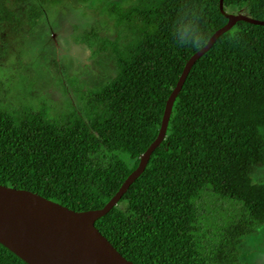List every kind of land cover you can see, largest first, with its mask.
<instances>
[{"label":"trees","instance_id":"1","mask_svg":"<svg viewBox=\"0 0 264 264\" xmlns=\"http://www.w3.org/2000/svg\"><path fill=\"white\" fill-rule=\"evenodd\" d=\"M1 2L0 31L22 28L14 10L21 1ZM40 2L26 8V24L35 25ZM110 9L114 25L130 34L122 45L121 30L100 38L97 49L112 53L115 74L85 91L81 113L50 115L44 102L17 110L0 94V185L75 211L101 208L155 139L187 59L227 21L218 0H137L123 8L114 0ZM222 9L264 20V0H223ZM190 14L206 37L198 49L172 38ZM262 128L264 25L239 20L193 62L164 138L94 226L133 264H246L238 260L241 241L264 225V184L253 180L264 164ZM0 264L26 263L0 244Z\"/></svg>","mask_w":264,"mask_h":264},{"label":"rangeland","instance_id":"2","mask_svg":"<svg viewBox=\"0 0 264 264\" xmlns=\"http://www.w3.org/2000/svg\"><path fill=\"white\" fill-rule=\"evenodd\" d=\"M20 1L14 10L22 28L14 30L3 24L0 31V94L4 102L17 110L26 105L37 108L44 102L50 115L71 110L81 113L85 91L115 74L112 53L97 49L100 38L112 39L121 30L118 41L122 45L130 34L126 26L114 25L110 9L114 0H44L45 4L39 0ZM33 2L43 5L42 14L35 25H28L25 10ZM117 3L123 8L137 4V0ZM56 11L58 17L63 16L61 25V21L56 23ZM253 180L264 184V164L256 168ZM232 203L230 211L234 212ZM241 242L240 262L264 264L263 224L256 225L255 232Z\"/></svg>","mask_w":264,"mask_h":264},{"label":"water","instance_id":"3","mask_svg":"<svg viewBox=\"0 0 264 264\" xmlns=\"http://www.w3.org/2000/svg\"><path fill=\"white\" fill-rule=\"evenodd\" d=\"M222 4L223 0H218L226 23L214 31L205 45L185 62L165 100L155 139L139 155L136 167L111 198L101 208L75 211L35 192L0 185V244L26 264H133L111 245L94 222L116 204L164 138L173 101L193 62L236 21L264 25V20L254 19L242 12L227 13L223 11Z\"/></svg>","mask_w":264,"mask_h":264},{"label":"clouds","instance_id":"4","mask_svg":"<svg viewBox=\"0 0 264 264\" xmlns=\"http://www.w3.org/2000/svg\"><path fill=\"white\" fill-rule=\"evenodd\" d=\"M172 38L177 46L189 47L193 49L200 48L203 45L204 40L206 39L204 33L197 23L196 17L191 14L185 16L181 20V22L178 23V25L173 29Z\"/></svg>","mask_w":264,"mask_h":264}]
</instances>
